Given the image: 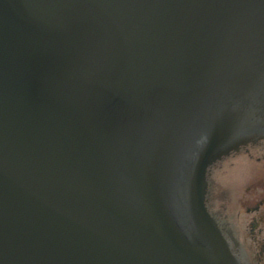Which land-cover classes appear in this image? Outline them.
<instances>
[{"label": "water", "instance_id": "1", "mask_svg": "<svg viewBox=\"0 0 264 264\" xmlns=\"http://www.w3.org/2000/svg\"><path fill=\"white\" fill-rule=\"evenodd\" d=\"M263 127L264 0H0V264H240L208 171Z\"/></svg>", "mask_w": 264, "mask_h": 264}, {"label": "flooded vegetation", "instance_id": "2", "mask_svg": "<svg viewBox=\"0 0 264 264\" xmlns=\"http://www.w3.org/2000/svg\"><path fill=\"white\" fill-rule=\"evenodd\" d=\"M259 132L262 134L258 138L223 158L208 171L207 208L240 264H264V127ZM236 158L253 161L255 165L246 168L242 178L244 185L235 193L233 208L226 215L219 216L210 206V201L216 195L215 178L229 168ZM227 161L228 166H221Z\"/></svg>", "mask_w": 264, "mask_h": 264}, {"label": "rangeland", "instance_id": "3", "mask_svg": "<svg viewBox=\"0 0 264 264\" xmlns=\"http://www.w3.org/2000/svg\"><path fill=\"white\" fill-rule=\"evenodd\" d=\"M232 162L233 164L224 171L225 173L218 174L215 178L217 185L223 192L227 211L233 208L235 193L244 185V180L242 178L246 168H252L251 166L255 165V162L244 158H236ZM228 164L229 161L221 166H228Z\"/></svg>", "mask_w": 264, "mask_h": 264}]
</instances>
